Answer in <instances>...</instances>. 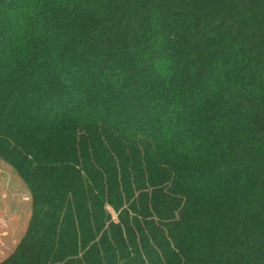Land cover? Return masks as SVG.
<instances>
[{
  "label": "trees",
  "instance_id": "obj_1",
  "mask_svg": "<svg viewBox=\"0 0 264 264\" xmlns=\"http://www.w3.org/2000/svg\"><path fill=\"white\" fill-rule=\"evenodd\" d=\"M0 160V264H264V0H0Z\"/></svg>",
  "mask_w": 264,
  "mask_h": 264
},
{
  "label": "rangeland",
  "instance_id": "obj_2",
  "mask_svg": "<svg viewBox=\"0 0 264 264\" xmlns=\"http://www.w3.org/2000/svg\"><path fill=\"white\" fill-rule=\"evenodd\" d=\"M31 194L15 170L0 160V249H11L31 217ZM16 226L14 231L11 229ZM16 237H15V236Z\"/></svg>",
  "mask_w": 264,
  "mask_h": 264
}]
</instances>
